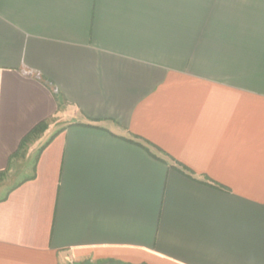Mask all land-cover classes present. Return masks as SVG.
<instances>
[{"label":"crops","instance_id":"obj_1","mask_svg":"<svg viewBox=\"0 0 264 264\" xmlns=\"http://www.w3.org/2000/svg\"><path fill=\"white\" fill-rule=\"evenodd\" d=\"M42 122L0 264H264V0H0V174Z\"/></svg>","mask_w":264,"mask_h":264},{"label":"rangeland","instance_id":"obj_2","mask_svg":"<svg viewBox=\"0 0 264 264\" xmlns=\"http://www.w3.org/2000/svg\"><path fill=\"white\" fill-rule=\"evenodd\" d=\"M48 127L45 131L41 132L29 141L25 147L20 150L17 158L13 161L12 169L0 174V198L7 193L10 185L15 184L22 178H25L27 174L32 172L38 152V148H34L32 143L36 140V138L45 133L48 130Z\"/></svg>","mask_w":264,"mask_h":264},{"label":"trees","instance_id":"obj_3","mask_svg":"<svg viewBox=\"0 0 264 264\" xmlns=\"http://www.w3.org/2000/svg\"><path fill=\"white\" fill-rule=\"evenodd\" d=\"M48 127V124L46 122H42L38 124L36 127H34L22 140L20 148L23 149L25 145L31 141L34 137H36L41 132L45 131ZM53 136L51 137V139ZM45 146V145H44ZM44 146L42 148H44Z\"/></svg>","mask_w":264,"mask_h":264}]
</instances>
